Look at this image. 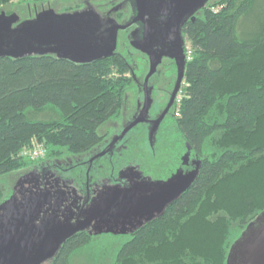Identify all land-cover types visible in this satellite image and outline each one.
<instances>
[{
	"label": "trees",
	"instance_id": "trees-1",
	"mask_svg": "<svg viewBox=\"0 0 264 264\" xmlns=\"http://www.w3.org/2000/svg\"><path fill=\"white\" fill-rule=\"evenodd\" d=\"M13 1L0 0V11ZM182 32L192 57L168 139L173 155L192 151L199 173L162 214L102 251L107 264H228L235 241L264 211V0L209 1ZM130 71L118 49L89 62L54 54L0 58V204L11 196L1 176L39 162L20 155L33 139L45 142L46 159L99 144L100 126L121 115ZM44 110L54 114L31 113ZM131 141L135 157L138 142ZM88 237L64 242L54 264H72Z\"/></svg>",
	"mask_w": 264,
	"mask_h": 264
},
{
	"label": "water",
	"instance_id": "water-1",
	"mask_svg": "<svg viewBox=\"0 0 264 264\" xmlns=\"http://www.w3.org/2000/svg\"><path fill=\"white\" fill-rule=\"evenodd\" d=\"M208 1L135 0L138 13L132 22L125 24L110 16L104 18L93 10L57 13L54 9H48L39 12L35 19L16 26L14 24L19 20V15L13 11V4L8 3L0 12V58L54 54L76 62H89L113 55L118 45L119 30L127 29L134 22H142L143 38L134 46L150 55L151 69L146 85L163 56L171 54V46L177 45L181 52L176 56L179 76L174 98L183 79L187 60L186 52L181 48L184 41L183 25L190 17L195 19L196 12L205 7ZM155 41L160 42L162 51L148 49ZM149 102L147 94L140 116L124 129L119 138H123L127 131L145 119ZM164 115L165 112L157 120L158 124ZM105 153L103 151L100 155ZM199 168L200 161L197 160L194 169L187 172L180 169L167 180H146L127 188L105 190L85 210L84 219L74 223L46 213L49 202L46 192L33 195L20 190L18 194L13 193L0 204V264H42L53 258L68 238L87 228L93 220L110 223L124 218L130 223L136 221L137 225L150 221L162 214L171 202L191 186ZM32 175V172L23 175L18 185L25 187L26 182H31ZM53 205V210L58 209ZM228 264H264V211L258 216L257 222L250 224L235 241Z\"/></svg>",
	"mask_w": 264,
	"mask_h": 264
},
{
	"label": "flooded vegetation",
	"instance_id": "flooded-vegetation-1",
	"mask_svg": "<svg viewBox=\"0 0 264 264\" xmlns=\"http://www.w3.org/2000/svg\"><path fill=\"white\" fill-rule=\"evenodd\" d=\"M127 1L131 7L128 12L130 19L123 24L132 22L138 13L135 0ZM106 16L109 17V15ZM112 18L114 17L112 16ZM121 31L124 32L122 35ZM143 32L144 24L134 22L127 29H120L118 33V44L120 39L127 41L128 52H132L127 56L131 63L130 73L134 78L133 86L136 90V102L128 113L130 114L129 118L122 125L119 124V126L113 127V131L109 127L106 138H103L99 144L89 151L78 155L77 160L73 161L67 158L70 155L67 154L64 157L65 159L57 158L47 161L42 167L43 170L44 168L49 170L46 176L44 173L37 172L36 175H32L35 179L31 178L29 188L26 185L25 187H18V191L21 190L24 194L37 195L46 192L49 198L47 214H55L64 221L74 223L78 219H84L85 210L105 190L115 187L127 188L132 184H136V182L146 180H167L180 169L187 172L196 167L198 159L192 151L189 150L187 158H185V154L188 151L173 155L174 146L169 144L168 139L172 135L179 116L174 109L177 97L183 91L185 79L184 72L178 91L173 98L179 76L176 56L181 52L177 45L171 46L169 48L171 54L163 56L155 72L148 78L146 85V79L151 69L150 55L148 52L134 46V43L143 38ZM182 35L184 37L183 32ZM186 42L184 37L181 44V48L184 50L187 45ZM162 48L160 42L155 41L148 49L159 52L162 51ZM134 53L140 54L141 58H133ZM147 94H149L150 102L145 119L127 131L123 138H119L124 129L140 116L145 107ZM164 112L165 115L158 124L157 120ZM119 117L116 118L120 119ZM132 138L138 142V146L135 148L137 154L135 157L133 152L128 153L129 141ZM115 139L118 140L112 144ZM188 147L190 146L188 145ZM103 151H106V153L100 155ZM39 165L36 166L40 168ZM132 166H134V169H132ZM129 167L130 169H128ZM53 204L58 209L53 210ZM125 221L128 220L121 218L118 222L111 221L110 223H98L93 220L87 228L77 232L65 242L79 234H83L89 237L88 241L84 242L85 244L82 246L88 249H104V251H107L106 249H114L122 245L126 238L133 236L142 226L148 223V221H144L142 224L137 225V222L133 221V223L127 222V224H124ZM108 238H110L109 242L103 240ZM97 253V255L105 256L103 259L107 258L106 255H109L104 254V252ZM56 255L45 260L42 264H54Z\"/></svg>",
	"mask_w": 264,
	"mask_h": 264
},
{
	"label": "rangeland",
	"instance_id": "rangeland-1",
	"mask_svg": "<svg viewBox=\"0 0 264 264\" xmlns=\"http://www.w3.org/2000/svg\"><path fill=\"white\" fill-rule=\"evenodd\" d=\"M13 2H14L13 11L18 13L19 15V20L14 24V26L20 25L21 23L28 20H33L37 17L39 12L48 9H54L57 13H69V12H76L83 10H93L99 12V14H101V16L104 18L108 17L106 15H109L111 17L113 16L116 19V21L121 24L127 22L130 19L128 12L130 11L131 7H130V3L127 0H14ZM112 2H117V3L111 9H109ZM116 6H118L119 8L115 9ZM118 10H122L123 12H125V14L121 18H119L118 15H116ZM122 33L124 32L121 31V35ZM186 44L189 45L190 44L189 41H187ZM127 47H128L127 41H123V39L122 40L120 39L117 49L123 52L125 51L126 54L130 55L132 52H128ZM132 57L136 59L141 58L140 54L138 53H134ZM134 87L135 86H133L127 92L124 98L121 115L119 117L120 119L118 118L108 119L100 126L99 132L105 135L104 138H106V135L109 132V127L110 130L113 131V127H116L117 125L119 126V124L122 125L123 122L129 118L130 114L128 113L131 111L132 106L135 105L136 102V90ZM181 94L183 97L184 91H181ZM31 113H33L35 117H42V118H48L54 114L53 111L50 110H44L41 112L32 111ZM41 143L46 147L45 142H41ZM80 154L81 153H76V154L73 153L68 155L67 158H70L74 161L79 158L78 155ZM64 157L65 155L57 158L65 159ZM57 158H53V159H57ZM50 160L52 159L44 158L43 160H41V162L36 163L34 166H28L27 168L2 175L1 178L4 179L5 183L8 186L7 194H11V195L13 193L18 194L19 180L22 178L23 175L28 174L29 172H32L34 175H36L37 172L42 174L44 173V175L46 176L47 173H49V170L48 168H44L43 170L42 167L44 166V163ZM37 164H40L39 165L40 168L36 166ZM25 185L28 186L29 183L26 182ZM256 222L257 221H254L252 223H256ZM103 240L109 242L110 238ZM106 250L112 251L113 249H106ZM102 251H104V249L84 248L82 251H80L77 255L73 257L72 264H107L110 261L109 256H106L107 258L105 259H103V257H100L98 259L95 258V252H102Z\"/></svg>",
	"mask_w": 264,
	"mask_h": 264
},
{
	"label": "built area",
	"instance_id": "built-area-1",
	"mask_svg": "<svg viewBox=\"0 0 264 264\" xmlns=\"http://www.w3.org/2000/svg\"><path fill=\"white\" fill-rule=\"evenodd\" d=\"M186 58L191 59L192 57V47L191 45L186 46ZM182 101V94H180L177 97V107L175 112L177 114L180 113V103ZM47 148L38 141V139H33L32 144L28 147H24V149L21 151L20 155L23 157H26L31 160L39 161L46 155Z\"/></svg>",
	"mask_w": 264,
	"mask_h": 264
}]
</instances>
